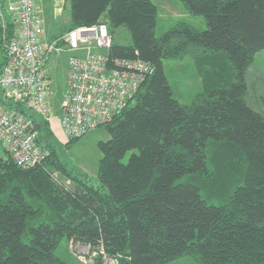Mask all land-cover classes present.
<instances>
[{"label":"trees","instance_id":"obj_1","mask_svg":"<svg viewBox=\"0 0 264 264\" xmlns=\"http://www.w3.org/2000/svg\"><path fill=\"white\" fill-rule=\"evenodd\" d=\"M183 1L204 16V28L178 20L156 35L152 0L64 1L67 29L104 19L112 51L147 59L151 70L103 124L98 183L66 169L46 119L3 100L32 117L47 153L21 167L1 146L0 264H71L55 253L63 236L89 246L74 264H161L182 254L201 264H264V110L245 98L246 68L264 47V0ZM119 26L128 41L115 39ZM196 48L197 60H227L231 76L182 102L163 58Z\"/></svg>","mask_w":264,"mask_h":264},{"label":"built area","instance_id":"obj_2","mask_svg":"<svg viewBox=\"0 0 264 264\" xmlns=\"http://www.w3.org/2000/svg\"><path fill=\"white\" fill-rule=\"evenodd\" d=\"M61 9L65 0H59ZM38 0H0V145L21 167L39 162L47 153L36 140L28 110L52 121V77L48 62L54 53L73 51L57 116L68 137L110 121L121 112L151 70L140 56L115 54L104 19L78 24L45 37ZM21 104L24 110L6 106ZM75 243V242H74ZM80 243V242H78ZM81 244V243H80ZM105 260L114 258L104 255Z\"/></svg>","mask_w":264,"mask_h":264},{"label":"rangeland","instance_id":"obj_3","mask_svg":"<svg viewBox=\"0 0 264 264\" xmlns=\"http://www.w3.org/2000/svg\"><path fill=\"white\" fill-rule=\"evenodd\" d=\"M157 5V17L154 26V33L160 34L168 29L178 20H186L197 27L204 28L205 18L201 14H194L189 11L183 0H152ZM40 12L43 18L45 37L49 38L54 34L63 32L67 29L69 21V9L67 4L61 9L59 0H38ZM114 37L120 42L129 40V34L124 26L116 28ZM199 47V46H197ZM73 51H59L53 54L52 60L48 62L52 77L51 100L52 114L58 115L59 104L65 83L67 70V57ZM199 52V53H198ZM200 49L196 48L191 52L183 54L181 57H164L163 68L171 86L173 97L182 102H189L197 91L203 90L206 84H216L218 81L224 82L230 79L231 68L227 60L211 59L206 55L205 60L199 58ZM2 50H0V61H2ZM247 84L246 101L256 109L264 110V47L255 51L251 63L245 71ZM39 119V115L35 114ZM54 117V120H57ZM54 140L56 150L66 169L77 176L86 175L91 182L98 183L99 158L102 154L98 144L100 139L108 137L106 127L101 124L91 128L66 144L69 137L64 135L54 121ZM132 149H128L121 157L126 161ZM0 154L4 155V150L0 145ZM54 177L65 185H69L70 179L63 172L54 170ZM89 246L78 242L72 243L63 236L55 248V253L68 263L74 264L77 261L88 258ZM161 264H201V262L191 254H182Z\"/></svg>","mask_w":264,"mask_h":264},{"label":"crops","instance_id":"obj_4","mask_svg":"<svg viewBox=\"0 0 264 264\" xmlns=\"http://www.w3.org/2000/svg\"><path fill=\"white\" fill-rule=\"evenodd\" d=\"M0 63H1V61H0ZM54 117H55V115L52 117V121L49 123V125H50V127H51L53 133H54V130H53L52 123L55 121V122L58 124V120H54ZM55 118L57 119V116H56ZM58 126H59V124H58ZM59 128H60V126H59ZM60 131L64 134V132H63V130H62L61 128H60ZM64 135H65V134H64Z\"/></svg>","mask_w":264,"mask_h":264},{"label":"water","instance_id":"obj_5","mask_svg":"<svg viewBox=\"0 0 264 264\" xmlns=\"http://www.w3.org/2000/svg\"><path fill=\"white\" fill-rule=\"evenodd\" d=\"M39 124L38 123H36V126H38Z\"/></svg>","mask_w":264,"mask_h":264}]
</instances>
